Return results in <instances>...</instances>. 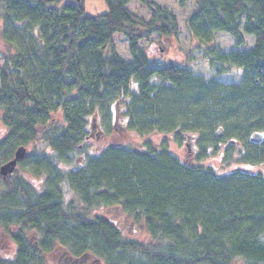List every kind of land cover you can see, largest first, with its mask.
I'll use <instances>...</instances> for the list:
<instances>
[{
	"label": "trees",
	"instance_id": "1",
	"mask_svg": "<svg viewBox=\"0 0 264 264\" xmlns=\"http://www.w3.org/2000/svg\"><path fill=\"white\" fill-rule=\"evenodd\" d=\"M105 3L89 16L83 0H0V166L28 151L20 170L0 173V232L15 248L0 264H49L58 251L101 264H264V0H194L187 31L216 76L243 71L231 84L149 57L154 35L179 34L168 8ZM219 33L232 51L214 46ZM119 117L138 138L165 139L93 151L92 122L113 137ZM171 143L191 145L193 161ZM110 206L143 225L145 240L97 212Z\"/></svg>",
	"mask_w": 264,
	"mask_h": 264
},
{
	"label": "rangeland",
	"instance_id": "2",
	"mask_svg": "<svg viewBox=\"0 0 264 264\" xmlns=\"http://www.w3.org/2000/svg\"><path fill=\"white\" fill-rule=\"evenodd\" d=\"M74 1V0H70ZM81 1V0H79ZM86 14L89 16L102 15L108 12L105 0H83ZM153 4L168 8L173 12L178 19L179 23V34L177 37L162 38L154 35L150 42L144 43L143 46L146 49L149 57L158 62L164 64H175L183 67H188L191 72L196 76H202L205 79L217 77L223 84L240 83L242 80L243 71L237 68H233L231 72L216 76L214 70L210 67L209 61L203 58V51L197 50V46H200L196 40H194L187 31L186 22L190 14L194 11V0H189L187 6L182 9L179 6V0H150ZM130 11L139 18L146 20L150 19L149 9L138 3L133 2L129 5ZM247 45L245 48H251L254 45V37H246ZM115 45L117 53L124 59H129L130 54L128 50V43L125 38L121 35L115 37ZM224 53H228L234 49L233 38L225 33H219L215 35V45ZM2 43L0 41V48ZM202 48V47H201ZM206 48V46H203ZM3 65V61L0 58V68ZM126 121L122 118H118L117 122L114 123V134L105 135L101 129V125L97 122V126L93 131V137L91 141L92 150H102L104 147L109 146L111 143H124L134 148L141 149L142 145L146 141L156 142L163 141L164 136L159 137L158 135L149 136L145 138H138L135 134L127 132ZM97 134H100L99 136ZM171 150L180 158L188 159L193 161V153L190 150L193 147L190 145L189 148L184 146L178 148L175 144L171 143ZM45 145H41L38 148V152L44 149ZM195 152V151H194ZM248 168V165H232L230 169L236 167ZM224 166L218 161L216 162L215 169L220 173L223 171ZM256 171L264 173V166L256 167ZM31 177V176H30ZM34 177V176H32ZM37 185V180H35ZM100 215L108 218L115 224H117L124 234L130 239L145 240L146 233L143 225L133 224L132 220L124 215L117 206L102 207L97 211ZM11 239L7 235L0 236V257L7 258L8 256L13 257L15 248L13 247ZM66 255L62 251H58L49 257V264H71L65 263ZM82 264H101L96 263L94 259H88Z\"/></svg>",
	"mask_w": 264,
	"mask_h": 264
},
{
	"label": "water",
	"instance_id": "3",
	"mask_svg": "<svg viewBox=\"0 0 264 264\" xmlns=\"http://www.w3.org/2000/svg\"><path fill=\"white\" fill-rule=\"evenodd\" d=\"M94 123L96 125V121H93L92 126L94 125ZM262 140H263V136L258 133L254 134L253 137L251 138V141H253L254 143H258V144H260ZM25 155H26V149L24 147H20L16 151L14 159L1 166V169H0L1 174L5 178L8 175H12L15 172L19 161L23 160Z\"/></svg>",
	"mask_w": 264,
	"mask_h": 264
},
{
	"label": "flooded vegetation",
	"instance_id": "4",
	"mask_svg": "<svg viewBox=\"0 0 264 264\" xmlns=\"http://www.w3.org/2000/svg\"><path fill=\"white\" fill-rule=\"evenodd\" d=\"M3 235H4V233L3 232H0V236H3ZM8 257L11 258V256H8ZM68 262H69V260H67L65 263H68Z\"/></svg>",
	"mask_w": 264,
	"mask_h": 264
}]
</instances>
